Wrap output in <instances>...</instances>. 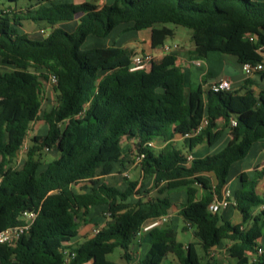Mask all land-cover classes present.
I'll list each match as a JSON object with an SVG mask.
<instances>
[{
  "label": "trees",
  "instance_id": "1",
  "mask_svg": "<svg viewBox=\"0 0 264 264\" xmlns=\"http://www.w3.org/2000/svg\"><path fill=\"white\" fill-rule=\"evenodd\" d=\"M77 16L73 32L55 27ZM23 21L44 22L48 35L30 39L20 31ZM124 23H131L132 31L150 30L152 48L173 36L170 26H179L191 32L193 60L219 53L234 57L240 66L264 64V1L113 0L98 7L0 0V62L8 67L0 70V231L20 224L22 212L36 213L15 247L0 245V264H62L67 249L74 253L70 264H164L168 255L178 264H221L213 258L203 263L195 244L177 241L168 221L138 235L149 221L168 215L174 207L169 193L177 190L186 194V202L176 206L187 223L184 231L194 227L205 255L227 242L232 264H264V201L255 194L256 178L238 177L241 189L234 206L241 224L208 211L220 198L231 165L264 139V84L249 77L240 90L215 93L204 89V80L192 83L170 53L146 71L131 72L122 48H81L87 36L105 38ZM255 75L264 82V70ZM51 76L56 79L54 105L41 112L43 83ZM204 119L198 135L184 137ZM37 120L46 132L30 139L23 163L15 167L14 158ZM217 120L228 129L227 144L185 164L175 140L182 139L189 150L203 142L211 146L222 134ZM123 140L133 142L142 179H152L156 195H149L143 181L124 178L123 189L105 182L115 165L126 169L130 151L122 149ZM150 142L163 145L155 148ZM45 148L57 157L39 171ZM197 187L202 190L199 200ZM96 207L106 222L92 237L74 242ZM142 236L148 249L135 260ZM117 248L120 261L108 260Z\"/></svg>",
  "mask_w": 264,
  "mask_h": 264
},
{
  "label": "crops",
  "instance_id": "2",
  "mask_svg": "<svg viewBox=\"0 0 264 264\" xmlns=\"http://www.w3.org/2000/svg\"><path fill=\"white\" fill-rule=\"evenodd\" d=\"M53 1L56 3H70L74 5L88 2L90 4L101 7L103 5H110L113 0H53ZM253 1H264V0H253ZM78 17L79 16L75 17L74 20L69 21V22L59 23L55 27H59L63 29L64 31L71 33L74 31L78 23ZM131 26H132L131 23L119 24L116 27H114L113 30L109 33V35L105 38L87 36L85 41L81 45V48L86 50V49L107 48V47L115 46V47L122 48L123 50H125V52L129 55L130 59L134 55L147 54V55H151L152 62L159 61L161 57L163 56V54L160 50V47H156V48L151 47L150 30L132 31L130 30ZM22 32H25V31H22ZM189 41L190 42L188 43V45H180V46L178 45L179 46L178 49L175 51H172L170 54L176 57V65L181 68L184 75L192 83L197 84V83H200L202 80H204L207 84H209L211 82L218 81L221 79H227L232 84V90H240L242 88L246 77L241 71V66L237 63L235 58L234 59L226 58L229 56L223 55V54H222L223 56H213L212 53H209L204 60L202 61L200 60V65L196 66L194 64L195 60L190 58V53L193 50V42L191 39V34H190ZM164 44L171 45L175 43H168L166 39ZM220 57H222L224 61L223 64L233 63L234 68L239 71V74L234 77L231 75H226V74L221 76L220 71L215 70L213 66V62H212V59H219ZM250 78L254 80L256 84H259V86L264 84V82H260V80H258V75H253ZM253 88L257 90L258 85H254ZM42 96H43V92H42ZM51 96L53 97V99H48V101H46L47 104L50 102V105L46 104V106L43 107V101H42L41 112H48L53 107L54 95L51 94ZM49 106L50 108H48ZM33 124L36 126L39 124V126L41 127L40 132L36 130L34 132V135H44V133L46 132V125L41 120H37ZM216 125H217L216 129L221 130L222 134H221L220 139L211 146L203 142L189 150L183 144H180V147L177 146L178 141H181V143L183 142L182 139L175 140V145L177 146V148L182 150L183 154H191L193 159L203 158L207 155L215 154L219 152L220 150H222L224 146L227 144L228 140L230 139L228 129L225 127L224 122L222 120H217ZM28 135L29 133L27 134V137ZM126 142H131V141H126ZM154 144H155V148H160L163 145L161 142H154ZM50 151L55 153L54 156L51 158V160L55 159L57 157V153L53 150H50ZM115 166L117 167V169H120L118 165H115ZM115 166L112 168V171L104 178L105 182L108 183L107 179H110V181H113V179L115 181H119L121 179L118 174L113 173L114 169L116 168ZM240 174H245L248 180L256 178V182L254 185L255 194H257L260 197L264 194V139L253 143L251 148L249 149L247 156L244 159L233 163L229 169L227 182L225 186L223 187L222 191L225 188L230 190L231 204L227 208L222 209L219 212L223 220L229 221L232 224L242 223L241 215L234 206V196L241 189V183L238 179ZM205 176L210 180L212 184L215 183L214 178L211 174H206ZM140 179L141 180H139V184L143 181L145 186L152 185V179L145 181L142 179L141 174H140ZM110 185L115 186L119 189H123L125 187L123 182L121 184V187L120 186L118 187V185H115V184H110ZM201 196H202V190L199 187H197V193L195 196V200H199ZM169 197H170V201L172 202V204H174V207H172L169 210V213L167 215V221L170 222L172 228L176 231V229L172 225V222L178 223L179 219H181V217L177 214L178 209H176L177 208L176 206L186 202V194L183 190H177V191L170 192ZM92 209L90 210V212L92 211ZM259 210L260 208L254 209L252 212V215L253 216L256 215L259 212ZM175 213L177 215H175ZM89 224L90 222L85 226H88ZM247 224L248 222L244 223L243 226H247ZM79 234H80V231H79ZM91 236L92 235L90 234L88 237L90 238ZM222 247H225V251L227 252L229 244L227 242H222L217 247L212 248L209 251V254H212L216 249H219ZM147 249H148V239L144 236L140 240V245L136 249L135 256L141 250L142 257H143Z\"/></svg>",
  "mask_w": 264,
  "mask_h": 264
},
{
  "label": "rangeland",
  "instance_id": "3",
  "mask_svg": "<svg viewBox=\"0 0 264 264\" xmlns=\"http://www.w3.org/2000/svg\"><path fill=\"white\" fill-rule=\"evenodd\" d=\"M170 27L173 28L174 34L172 37L167 38L168 43H175L179 46L180 45H188V43L190 42L189 40H190L191 32L188 29L183 28V27H179V26H170ZM42 28L45 29L46 31H49V28L46 26V24L44 22L23 21L22 27L20 28V31L21 32L25 31L24 33H27V35L30 39L38 40V39L44 38V36L39 32V30ZM212 55L213 56H223L222 54H219V53H212ZM220 58L219 59H212V62H213V66H214L215 70L220 71L221 76L226 74V75H231L234 77V76L239 74V71L234 68L233 63L223 64L224 61H223L222 57H220ZM226 58L234 59V57H231V56L226 57ZM228 60H230V59H228ZM7 69H8V67L0 62V70H7ZM213 77H215V76H213ZM51 87H52V84L49 81L43 83V89H42V91H43V96H42L43 107L46 106V104H47L46 101H48V99H53V97L51 96V94H53ZM47 105H50V102ZM48 108H50V106ZM36 130H38V132H40L41 127L39 126V124L37 126L33 124L30 127V131L28 132L29 135H28V137H26V140H25L26 146L30 145V139L32 138V136L34 135V132ZM180 144H182L181 141H178L177 146L180 147ZM121 145H122L123 150L130 151V153L125 156V161L127 162L126 163V170L125 169L124 170L123 169L122 170L117 169V167L115 166L116 168L114 169L113 173L118 174L121 179L119 181H115L114 179H113V181H110V179H107L109 184H115V185H118V187L119 186L121 187L122 182L124 183V180H123L124 178H127L130 181H138V182H139V180H141L140 179V174H141L140 168H139L137 160L134 158L135 149L133 146V142H126L125 140H123ZM25 154L26 153L22 152L20 155L19 167L21 166V164L23 163V161L25 159ZM54 154H55L54 152H51V151L47 152L45 150H43L41 152L40 160H41L42 166L40 167L39 171L45 167V164L51 160V158L54 156ZM13 165L16 166V161H13ZM120 172H121V174H120ZM144 189L149 190L150 196L156 195V191L151 190V185L150 186L149 185L144 186ZM144 189H142V190H144ZM131 200L133 201L134 199H131ZM175 215H177V214L175 213ZM88 218H90V224L88 226L84 225L81 227L80 234L74 240V242L80 243V242L84 241L85 239L89 238L88 236L90 234L91 235L93 234L94 229L101 228V226L106 222V219H104V212H103L102 208H100V207L93 208L92 211L89 212ZM167 223L170 224L169 221ZM172 225L176 229V232H177V241L181 242L184 245H188L189 243L195 244L194 245L195 251L197 252L199 257L201 258V261L203 263L206 262L208 259L213 258V259L219 261L221 264H232L229 257L227 256V252L225 251L226 246L219 248V249H216L212 254L205 255L201 246L198 243V239L195 238L193 235V231H194L193 226L187 228V230L184 231V228L187 227V223L183 219H179L178 223L172 222ZM120 255H121V250L119 248H117L114 250V252L112 254L107 256V259L111 260V261H120ZM141 257H142V251L140 250L139 253L135 256V260H137ZM164 264H178V261L173 255H168V256H166V258L164 260Z\"/></svg>",
  "mask_w": 264,
  "mask_h": 264
},
{
  "label": "built area",
  "instance_id": "4",
  "mask_svg": "<svg viewBox=\"0 0 264 264\" xmlns=\"http://www.w3.org/2000/svg\"><path fill=\"white\" fill-rule=\"evenodd\" d=\"M39 32L44 37H46L49 33V31H46L45 29H41V30H39ZM178 47L179 46L177 44H171V45L163 44L162 46H160V50H161L162 54L165 55V54L171 53L172 51L177 50ZM263 51H264V47H263ZM151 63H152L151 55H147V54L134 55L130 59L129 71H131V72H133V71H146L150 68ZM194 64L196 66H199L200 60H195ZM262 70H264V64L263 63H259V64H255V65H252L249 63H244L241 65V71L243 72V74L246 78H249V77L255 75L256 73H258ZM49 82L51 84L56 83L55 77L51 76L49 78ZM204 89L215 92V93L216 92H230V91H232V84L227 79H221V80L214 81V82H211V83L205 85ZM205 125H206V120L204 119L198 128L191 131L190 133L185 134L184 137L190 138L194 135H198L202 131V129ZM230 125L235 126L236 122L234 120H231ZM148 145L153 147L155 144H154V142H150ZM26 149H27V146L24 143L23 146L20 148V150L17 152L16 157L14 158V161H16L15 167H19L20 155L22 152L25 153ZM44 150L47 152L50 151L48 148H45ZM136 160L138 162L137 158H136ZM192 160H193V157L191 154H185V164H190V162ZM0 182H1V178H0ZM230 198H231V192L229 189L225 188L222 191L220 198L213 200V202L208 206V211L212 214H215V213H218L220 210L227 208L231 204ZM261 198L264 201V194L261 196ZM261 208H263V206ZM35 217H36L35 212H32V211L22 212L21 215L19 216L20 224L14 226V227L7 228L5 230L0 231V245H8L10 247H15L17 242L19 241V239L23 235L26 234L27 230L29 229V227L33 223ZM166 222H167V216H162V217H159L157 219H153L142 227V229L138 235H141V234L149 231L151 228L159 226V225L166 223ZM97 232H98V229H94L92 235L96 234ZM261 252H262V250L259 248L258 253H261ZM63 254H64V259H63L62 264H70V261L74 257V253L72 251H70L69 249H67L64 251Z\"/></svg>",
  "mask_w": 264,
  "mask_h": 264
}]
</instances>
